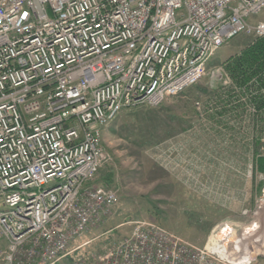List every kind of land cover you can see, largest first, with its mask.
I'll return each instance as SVG.
<instances>
[{"label":"built area","instance_id":"obj_1","mask_svg":"<svg viewBox=\"0 0 264 264\" xmlns=\"http://www.w3.org/2000/svg\"><path fill=\"white\" fill-rule=\"evenodd\" d=\"M263 10L264 0H0V237L9 242L0 264H264L258 211L223 223L224 236L201 248L139 221L122 246L77 258L83 244L70 249L111 218L87 187L109 161L105 127L130 106H158L198 83L233 37H264V22H246ZM258 124L243 128L257 133Z\"/></svg>","mask_w":264,"mask_h":264},{"label":"rangeland","instance_id":"obj_2","mask_svg":"<svg viewBox=\"0 0 264 264\" xmlns=\"http://www.w3.org/2000/svg\"><path fill=\"white\" fill-rule=\"evenodd\" d=\"M259 21H264V10L249 20ZM252 39L240 34L222 46L208 61L206 75L183 94L169 97L160 107H131L105 127L102 144L109 166L95 184L109 179L110 187H105L118 194L119 205L111 218L72 242L70 249L87 244L72 257L123 238L139 221L159 225L201 248L223 223L248 221L255 211L264 216L258 210L264 194L259 169L264 138L259 130L237 129L235 118L224 121L220 116L223 99L228 105L237 91L225 63ZM222 76L230 79L225 91L218 85ZM237 105L254 107L245 97Z\"/></svg>","mask_w":264,"mask_h":264},{"label":"bare ground","instance_id":"obj_3","mask_svg":"<svg viewBox=\"0 0 264 264\" xmlns=\"http://www.w3.org/2000/svg\"><path fill=\"white\" fill-rule=\"evenodd\" d=\"M260 14V13H259ZM258 15V14H257ZM254 16H256V15H254ZM253 15H249V16H247L246 17V22L247 23H249L250 25H252V26H256L257 24H259V23H262V22H264V21H259V22H257V23H250L249 22V20L250 19H252L253 17H254ZM197 23V21H195V20H192V26L193 25H195ZM210 26V24L209 25H207V26H205V28H208ZM241 34H244V35H247V36H251L252 38H264V37H260L259 35H257V34H254V33H247V32H243V33H241ZM240 35V34H239ZM239 35H237V36H239ZM237 36H235V37H233L232 39H234V38H236ZM232 39H230L227 43H229ZM222 46H224V45H222ZM222 46H220L216 51H215V53L208 59V61L216 54V52L222 47ZM194 51V50H193ZM53 54H54V56L55 57H59L60 56V51H59V49H54L53 50ZM191 57V53L190 54H188V58H190ZM208 61L206 62V64H205V74L203 75V77L206 75V73H207V64H208ZM124 69V68H123ZM202 77V78H203ZM201 78V79H202ZM201 79L199 80V81H201ZM198 81V82H199ZM230 81V79L228 78V77H225V76H222V78H221V80H220V84H222V86H223V91H225L227 88H225V86H224V84L225 85H227L228 84V82ZM49 82L50 83H52V84H56V85H58V82H56V81H54V80H49ZM237 91H238V88H237ZM175 96V95H174ZM162 96H154V101L155 100H158V99H160ZM169 97H172V96H169ZM169 97H164V98H162L161 100H160V104L159 105H161L163 102H165ZM243 96L242 95H237V97L236 98H234V99H231V101L228 103V105H226V100L225 99H223V104L221 105V106H223L226 110H227V112L229 113L228 114V116L230 117H232V118H235L234 119V123H235V125H240V126H242V127H247V128H252V129H254V128H256V125H257V123L258 122H261V121H263L264 120V110H259V109H257L256 107H251L250 109H246V111L248 112V117L246 118V116L243 114V112L245 111V109L244 108H242V107H238V103L240 104V105H242V100H243ZM31 101H33V99H31ZM232 101H233V103H234V107H231L232 106ZM158 105V106H159ZM136 105H133V106H130L129 108H131V107H135ZM155 107H158V106H156V105H154ZM116 117H118V115L116 116ZM115 117V118H116ZM114 118V119H115ZM22 121L23 122H26V121H29V120H31V118L30 117H23L22 116ZM113 119V120H114ZM228 119V118H227ZM112 120V121H113ZM258 130L260 131V133H261V135H262V138H264V127H263V125L262 124H258ZM2 145H3V139H0V160H1V149H2ZM103 145V144H102ZM261 145V143L260 144H258V146H260ZM106 165V164H105ZM105 165L100 169V170H102L104 167H105ZM97 176L98 175H96V177L95 178H97ZM96 181V180H95ZM95 181H91V182H89L88 184H87V187H89V188H95V191L100 195V196H102L103 197V199H104V209L105 210H107L109 213H112L111 214V217H112V215L114 214V212L116 211V209H117V207H118V205H119V197H118V194L116 193V195H115V193H114V190L113 189H111V188H106L105 186H97L96 184H95ZM88 201L89 200V197L87 196V195H81V196H79L78 197V201L80 202V203H83L84 201ZM136 223V222H135ZM134 223V224H135ZM147 223H149V222H147ZM149 225L151 226V227H155V226H157L156 224H152V223H149ZM159 226V225H158ZM160 228H162V229H164V230H166V231H168V232H171V231H169V230H167V229H165V228H163V227H161V226H159ZM220 227L221 226H219L218 227V230L216 231V234H217V238H222L223 236H224V234H223V232H222V230H220ZM92 228H94V227H92ZM92 228H89L86 232H84L83 234H85V233H87L88 231H90ZM240 230V227H238V226H234L233 227V231L234 232H238ZM132 231H133V228H132V230H131V232L130 233H132ZM129 233V234H130ZM171 233H174V232H171ZM82 234V235H83ZM81 235V236H82ZM131 235V234H130ZM124 238V237H123ZM123 238H120V239H110L106 244H109V245H111V244H113V243H115V245L116 246H122L121 245V243H119V241H121ZM144 239H146L145 237H143L142 239H139V238H135V242L137 243V244H139V242L141 241V240H144ZM8 245H9V242H8V240L6 239V238H4V237H0V250H2V251H6L7 249H8ZM84 246H86V244H83V247ZM92 253V252H91ZM90 253V254H91ZM89 254V255H90ZM244 257V256H243Z\"/></svg>","mask_w":264,"mask_h":264},{"label":"trees","instance_id":"obj_4","mask_svg":"<svg viewBox=\"0 0 264 264\" xmlns=\"http://www.w3.org/2000/svg\"><path fill=\"white\" fill-rule=\"evenodd\" d=\"M225 67L236 84V89L234 91H236L238 88V91L234 92L231 99L236 98L237 95H242L251 101L254 107L259 110H264V93H260L261 89L264 92V38H253L252 41L242 48V50L236 56L231 57L226 61ZM195 85L187 88L180 94H183ZM218 85L222 91V84L219 83ZM250 94H254L255 96L251 97ZM127 109L130 108H126L124 110ZM121 113L112 121L113 123L119 118ZM228 114L229 113L223 107V111L220 114L221 118L225 119L226 117H229ZM261 164L262 165L259 169L261 173H264V161H262ZM108 166L109 165L107 164L102 170H100L98 176ZM109 182V179L102 177L101 181H97L96 184L99 186L110 187Z\"/></svg>","mask_w":264,"mask_h":264},{"label":"crops","instance_id":"obj_5","mask_svg":"<svg viewBox=\"0 0 264 264\" xmlns=\"http://www.w3.org/2000/svg\"><path fill=\"white\" fill-rule=\"evenodd\" d=\"M104 131H105V129H104Z\"/></svg>","mask_w":264,"mask_h":264}]
</instances>
